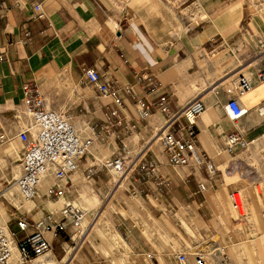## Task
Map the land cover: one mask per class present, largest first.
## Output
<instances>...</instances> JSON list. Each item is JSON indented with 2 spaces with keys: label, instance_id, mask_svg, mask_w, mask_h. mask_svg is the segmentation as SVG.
<instances>
[{
  "label": "crops",
  "instance_id": "obj_1",
  "mask_svg": "<svg viewBox=\"0 0 264 264\" xmlns=\"http://www.w3.org/2000/svg\"><path fill=\"white\" fill-rule=\"evenodd\" d=\"M166 2L169 6L178 5L184 9L179 13L167 7L163 0H0V5L3 4L0 6V133L7 134L12 140L11 144L2 142L3 147L8 150L17 149L9 152L4 149L5 154L0 162L8 161L9 165L13 164L11 169L14 177L12 185L1 195L18 208L17 212L13 213L15 221L9 222L10 229L18 235L17 243L24 239L27 233L19 231L16 218L27 216L37 221L47 212L60 209V203H51L43 197L35 202L20 205L18 192L13 185L21 174L20 161L19 164L16 162L21 159L23 153L19 133L30 124V119L27 121V113L24 114L26 108L22 88L25 84L39 86L48 108L74 114L76 126L87 135L90 134L87 126L104 120V108L108 104L111 105L116 96L122 98L125 104L121 115L128 121L136 118L134 101L122 90L125 85L134 86L141 99L154 103L152 117L146 122H138V128L130 138H126L128 142L125 143L130 150L145 149L142 153L146 157L157 158L161 163V173L172 188L170 194L158 196L155 188L127 181L129 188H144L147 193L141 198L159 212L162 209L166 212L175 209V194L179 196L180 184L186 185L182 189L183 192L189 191V178L196 185L211 183L204 177L205 172L190 167L189 170L176 168V174L172 175L167 168L170 166L167 157L160 152L162 146L154 143L151 148L147 147L148 141L156 134V127L164 122L166 124L171 115L192 101L202 99L206 104V111L196 122L198 142L206 155L213 159L218 171L219 167L224 169L228 161H239L243 157V153L238 154L241 151L235 154L236 158L226 152L227 135L239 131L250 142V146H264V118L258 114L254 105L264 100V81L256 78L257 72L264 67V53H259L258 50L260 42L264 43V13L255 8L253 0ZM39 3L46 13L45 18L34 17L33 8ZM238 59L246 60L247 65L229 78L233 81L240 72L252 66L251 76L247 74L251 79L252 91L241 99L249 113L233 122L224 108L232 97L225 93L219 96L217 92L225 86L230 91L235 90L232 81L225 84V79L222 81V78L223 73ZM85 68H96L103 80H117L119 85L114 88L116 94L100 97L82 81ZM207 89L208 91H205ZM164 93L172 102L169 113H162L156 107L159 103L158 96ZM24 123L27 126H24ZM101 146L96 145L91 155L83 159V167L93 163L94 158H108V152L102 150ZM106 146L114 150L110 158L121 150L119 141H113ZM152 147H155L153 151ZM224 161L225 164L222 165ZM246 161H249V158ZM97 182L102 183V180ZM51 184V178L42 182L43 194L47 193ZM82 184L78 188L80 197L74 202L89 210L92 217L94 209L90 207L104 200L103 197L105 198L110 190L109 182L103 185L99 192L95 191L91 184ZM123 190L115 196V205L112 206V202L106 209L103 219L108 233L106 239L101 235L102 238H99V234L94 232L101 231L103 224L96 226L90 235H95L101 244L96 243L90 236L91 239L84 242L75 257L70 254L73 259H69L70 264H122L123 257L117 255L114 250L116 246L130 250V239L127 240L114 226L112 218L114 212H123L119 201L125 196ZM243 192L248 213L241 220L255 222L262 234L264 221L259 217V206L264 199L258 193V196H254L251 192ZM205 194L209 200V192ZM183 197L184 200L185 195ZM190 197L191 195L187 196ZM126 202L133 215H140L145 219L147 225L142 231L150 254L156 255L162 264H165L162 261L164 247L150 232L155 228L162 231L164 227L153 219L151 211L144 205L131 199ZM179 213L183 225L188 230L202 234L199 228H195L190 217L192 213H197L184 208H181ZM197 217L204 227L202 235L208 237L205 224L199 215ZM3 219L0 226L7 225V220ZM163 220L175 235H180L179 239L182 241L181 231L172 219L164 214ZM133 224H136L137 228L132 236L136 231H140L138 224L134 220L130 223L122 221L126 230ZM162 233L168 237L165 230ZM118 235L122 240L117 238ZM88 237L89 234L83 240ZM58 241L59 239L55 243L54 251ZM209 241L211 246L215 242L212 237ZM59 245L61 249L64 246L62 242ZM222 245H225L223 240H219L214 247ZM167 246L169 251H174V247L169 244ZM65 247L67 249L66 245ZM54 251L52 255L56 259L55 264H63L62 255L59 256ZM137 256H141L139 252ZM44 259L39 258L29 264H45ZM18 262L16 253L10 264ZM190 264H195V260H190Z\"/></svg>",
  "mask_w": 264,
  "mask_h": 264
},
{
  "label": "built area",
  "instance_id": "obj_2",
  "mask_svg": "<svg viewBox=\"0 0 264 264\" xmlns=\"http://www.w3.org/2000/svg\"><path fill=\"white\" fill-rule=\"evenodd\" d=\"M33 9L35 18L46 17L41 3L36 4ZM258 50L259 53H264V43L260 42ZM258 77L264 80V67L258 73ZM82 81L94 89L100 97L116 94L114 88L119 85L117 80L114 82L103 80L96 68H85ZM122 90L134 101L136 118L128 121L121 115L125 104L122 98L116 96L111 105L105 106L104 120L87 126L90 133L87 135L76 126L74 114L48 108L37 84L23 86L24 105L30 124L19 133L23 153L20 159L21 175L15 184L25 202H35L42 197L51 203H56L62 198L65 201L60 210L47 212L37 221L27 216L16 218L19 231L27 233L18 243V235L10 229L8 223L5 227L0 226V264H10L15 250L18 253V264H29L49 254L52 255L56 241L62 236H65L71 242L73 249L78 251L85 242L82 238L88 214L71 199L75 194L80 195L78 188L82 183H96L101 179L103 172H113L119 178L128 174L129 182L155 188L158 196L172 192L169 181L161 173L159 160L146 157L141 153L142 150L135 153L125 143L126 138L138 128V122H146L152 117L155 104L141 99L134 86L125 85ZM158 99L157 109L162 113L171 112L172 102L168 95L161 94ZM258 107V114L264 117V100ZM224 108L233 122H237L249 113L239 98L232 97ZM205 111L206 104L202 99L192 101L167 119L165 124L167 128L161 137L164 153L170 165L190 167L205 172L207 179L211 181L216 176L218 168L213 159L209 158L200 147L196 127L198 118ZM113 141H119L121 144V150L117 155L112 158H94L93 163L86 167L82 166L83 159L91 155L96 145L106 146ZM249 146L250 142L239 131L226 136L225 150L229 155H235ZM133 160L136 162L133 169H130ZM47 175H50L52 184L47 193L43 194L40 187ZM260 181L263 180L258 175L254 185L257 187ZM198 187L199 192L205 189L200 183ZM131 190L135 197L147 193L144 188L137 186H132ZM237 195L238 192L232 191L229 193V198L239 216L243 217L244 209L238 203ZM136 228V224H133L125 233L122 232L127 240ZM226 248V245L218 246L215 252L222 255L223 262L227 264ZM62 249L67 254L65 246ZM190 256H193L195 264H210L208 254L204 251L192 255L179 251L174 259L177 264H190Z\"/></svg>",
  "mask_w": 264,
  "mask_h": 264
},
{
  "label": "rangeland",
  "instance_id": "obj_3",
  "mask_svg": "<svg viewBox=\"0 0 264 264\" xmlns=\"http://www.w3.org/2000/svg\"><path fill=\"white\" fill-rule=\"evenodd\" d=\"M165 5L167 7H170L172 9H175L177 12L180 13V11L183 8L176 6H169L166 2V0H163ZM255 8L262 13H264V0H253ZM165 7V6H164ZM233 65L230 67V69H227L225 73H223V78L222 81L225 79L224 83L227 84L229 81H232L231 76L235 75L239 70H242L246 65L247 61L243 59H238L232 63ZM253 65V64H252ZM252 67V66H251ZM251 67H248L246 70H243L240 72L241 74L247 75L248 73L251 76ZM238 76L234 77L233 79H236ZM258 77V72L256 74V78ZM259 78V77H258ZM205 91H208L205 90ZM204 91V92H205ZM203 92V93H204ZM206 93V92H205ZM227 94L228 96L234 97V98H240V93L238 90L230 91L226 86L222 87L217 94L221 96L222 94ZM263 100L256 102L254 105L256 106V111L259 108L258 104H260ZM264 118V117H263ZM29 121V118L28 120ZM26 121V122H27ZM24 126H27L26 123H24ZM2 136H4V139H1ZM2 142H6V144H11L12 140L10 139V136L8 138L7 134L0 133V161L2 157L4 156V149L9 152L6 147L2 146ZM128 140L126 141V143ZM150 144V148H151ZM141 147V146H139ZM148 147V146H147ZM102 150H106L108 152L107 156L110 158L111 154L113 153V149H108L107 146L103 147L101 146ZM155 149V147H152V151ZM132 151H134L133 148H131ZM137 152V151H134ZM160 152L163 154V147L160 149ZM243 153V157L241 160L236 161H228L227 166L224 169H221L219 167V171L217 172L216 176L214 177L213 180H211V183H206L207 187V192L210 194V198L208 200L207 194L205 192H199V187L198 185L195 184V182L189 178L188 182V187L189 191L183 192L182 189L186 187L185 184H180V189L179 193L175 194L174 202L176 204L174 210H170V212H166L162 209L161 212L157 211L152 207V204H150L148 201L143 200L141 197H136L134 198V193L131 190V187H128V182L126 184V187L123 190V198H120L119 201H121V206L123 207V212L117 211L114 212L112 222L114 226L118 228V230L122 233L126 232V228L124 225H122V221H125L126 223H130L131 220H134L139 228L140 231H136L134 236L130 235V250H124L121 246H116L114 252L117 253V255H120L122 260V264H162V262L157 258L156 255H151L150 250L148 247V242L146 238L143 235V229L146 228V223L145 219L141 217L140 215H133L128 206H127V200H133L137 199L143 203V205L150 210V215L153 217V219L157 220L160 222V224L164 227L162 230H164L168 233V237L166 238L162 231L155 228V229H150L152 235L156 238L157 242L164 247V255L162 257V261L165 264H177L175 262L174 256L177 254L179 251H185L188 254L192 255L196 251L202 250V247L206 245L205 247H209L207 250H202L206 252L209 256V261L210 264H226L224 261V258L222 255L219 253L215 252L214 244L219 242V240H223V243L227 246L225 250V257H227V264H264V223H263V231L261 234V231L258 229V226L256 225L255 222H247V221H236L232 217V212L234 210L233 207H231L230 204V198H229V193L232 191L238 192V195L242 196L244 194L243 191L246 192H251L254 196L257 195V192L260 194L261 197L264 199V146H261L259 148L253 146H249L247 149L238 152V154ZM237 157V156H233ZM249 158V161H246ZM11 160V159H9ZM229 160V159H228ZM20 158L16 161L17 164H19ZM162 162V161H161ZM163 163V162H162ZM167 163V162H166ZM164 164V163H163ZM225 164V161L222 163V165ZM170 165V164H169ZM221 166V165H219ZM13 164L9 165L8 161L5 162H0V221L7 220V223L10 226V223H13L15 221L14 218V212H17L16 208L6 197L2 196L1 194L3 193L4 190H6L8 187L12 185L13 182V173L12 169ZM177 166H168L167 168L169 171H171L172 175H175V169ZM182 169H188L189 167H180ZM15 170V169H14ZM228 172V173H227ZM259 173L262 175V180L260 181L258 186L256 187L254 185V181L257 179ZM204 177L207 178V174L203 173ZM230 175V176H229ZM102 183L96 182V183H87L85 182L84 185H90L94 188L95 191L99 192L100 188L103 185H106V183L109 182V189H113L114 185L111 183L112 181V176L109 172L102 173ZM10 181V182H9ZM83 184H81L82 186ZM184 186V187H183ZM9 189V188H8ZM7 189V190H8ZM117 190V186L115 189L110 193L108 191L107 195L110 193L108 200L106 201L105 198L103 199L105 201H101V203H97L95 205H91V209L93 207L94 213L92 214V220L94 221L96 216L99 214L102 218L100 224H103V219L105 217V212L109 204L112 202V206L115 205L117 198H113V193ZM121 191V190H120ZM18 199H19V204L23 205L25 202L19 191H18ZM183 195H185V199L183 200L182 198ZM188 195H191L190 198H187ZM112 196V197H111ZM258 196V195H257ZM80 197V195L75 194L72 197V201L77 200ZM116 198V199H115ZM219 198V199H218ZM134 201V200H133ZM136 202V201H135ZM210 203V205H209ZM261 203V202H260ZM18 206V205H17ZM244 206V203L242 204ZM247 207V206H246ZM181 208L187 209L191 212H195L199 215L201 220L206 226L208 237L203 234V225L198 222V215H193L191 214L190 217H192V222L195 226L196 229H200L202 234L195 232V231H190L188 230L182 223L181 216H180V210ZM214 208V210H213ZM18 209V208H17ZM247 208H244V214L245 216L242 218L246 217V214L248 213ZM23 212V211H22ZM26 212V211H24ZM215 212V213H214ZM97 213V214H96ZM263 213H264V202L260 204L259 206V217L264 221L263 219ZM169 216L172 221L177 225V227L181 231V236H182V241L179 239L180 235L178 236L177 234L172 232V230L165 225L164 220H163V215ZM216 214V215H215ZM2 218V219H1ZM241 218V219H242ZM93 221L89 223L91 226ZM87 229L84 237L89 233V230ZM97 226V227H98ZM96 227V228H97ZM148 228V227H147ZM198 229V230H199ZM101 231H94L97 232L99 235V238L103 236L105 239L108 235L106 233V225H101L100 227ZM205 231V229H204ZM91 234V233H90ZM89 235L86 240H89L93 238L96 243L101 244V242L95 237V235ZM215 240V242L210 243L211 237ZM83 237V238H84ZM82 238V240H83ZM119 239V238H118ZM85 241V240H84ZM60 242L65 243L64 246H67L66 252L67 254L63 251V249L60 248ZM117 244L119 245V242L117 241ZM167 244L171 245L174 247V251H169ZM201 247V248H200ZM251 248L254 249L255 254L251 251ZM68 249H72V253L76 255L77 249L74 250L71 242L67 240L65 236H62L61 239L56 244V249L54 251L55 254L61 256L63 258V264H70L71 260V255H68ZM140 253L141 256H137V253ZM74 256V255H73ZM54 257V256H53ZM68 258L67 262L64 261L65 258ZM75 257V256H74ZM113 257V256H111ZM193 256H190V260H193ZM56 263V259L54 257V262L53 264ZM117 264V263H116Z\"/></svg>",
  "mask_w": 264,
  "mask_h": 264
},
{
  "label": "bare ground",
  "instance_id": "obj_4",
  "mask_svg": "<svg viewBox=\"0 0 264 264\" xmlns=\"http://www.w3.org/2000/svg\"><path fill=\"white\" fill-rule=\"evenodd\" d=\"M238 77L236 78V79H234L233 81H232V85H233V87H234V89L235 90H238L239 91V93H240V101H241V99L243 98V97H245V96H247L251 91H252V85H251V82H250V76L249 75H245V74H239V75H237ZM261 81H264V80H261ZM241 84H244L243 86H240ZM242 103V102H241ZM243 105V104H242ZM243 107L244 108H246L244 105H243ZM247 109V108H246ZM248 110V109H247ZM24 114H26V112H24ZM26 116L28 117V114H26ZM166 126H165V122L161 125V126H157L156 127V135L152 138V139H150L149 141H148V143H147V146L149 147L150 146V144H154V143H159L162 147H163V152H164V144H163V141H162V134L164 133V131L166 130ZM135 134V133H134ZM134 134L131 136V137H133L134 136ZM3 139H4V136L2 137ZM130 138V137H129ZM13 146V145H12ZM11 146V147H12ZM152 146V145H151ZM147 148V147H146ZM13 149H15V148H13ZM12 148H10V151H12L13 150ZM145 150V149H144ZM144 150L142 149V151H141V153L142 152H144ZM15 151H17V149H15ZM139 151V150H138ZM137 151V152H138ZM140 153V154H141ZM165 154V153H164ZM165 156H166V154H165ZM167 157V156H166ZM135 160H133L132 161V163H131V165H130V169H133V167H134V164H135ZM233 162V161H232ZM176 168H180V167H176ZM228 173V172H227ZM111 174V176H112V181H111V183H113V185H114V187H113V189H111V190H109V192L111 193L114 189H115V187L117 186V190H115V192L113 193V198L120 192V190H122V189H124L125 188V184H126V182L128 181V174H126V175H124V176H122L121 178H119V176H117L116 174H114L113 172H111L110 173ZM21 175V174H20ZM19 175V176H20ZM230 176V175H229ZM19 178V177H18ZM17 178V179H18ZM47 178H51L50 177V175H47L45 178H44V180L45 179H47ZM16 179V180H17ZM43 180V181H44ZM201 185H203L204 187H205V189H204V192L206 193L207 192V187H206V185H205V183H200ZM14 185V187L16 188V190H17V192H18V188H17V186H16V184L14 183L13 184ZM41 188V187H40ZM110 193L108 194V196H106V198H105V200L107 201L108 200V197H109V195H110ZM258 193V192H257ZM259 194V193H258ZM111 196V197H112ZM134 198H136V197H134ZM105 200H103V201H105ZM134 201H136V202H138L139 204H141V205H143V203L141 202V201H139V200H137V199H133ZM237 200H238V203L240 204V205H242L243 203H244V206L242 207L243 209L244 208H246V206H245V202H244V199H243V196H240V195H237ZM65 201V199L64 198H62L60 201H58V202H56V203H60V209L62 208V205H63V202ZM28 203H30V202H27L26 204H28ZM75 203V202H74ZM76 204V203H75ZM102 204V203H101ZM230 204H231V207H233L234 208V206H233V203L231 202V200H230ZM76 205H78V204H76ZM110 205V204H109ZM108 205V206H109ZM79 206V205H78ZM108 206H106V207H108ZM80 208H82V209H84L83 207H81V206H79ZM59 209V210H60ZM86 212H87V214H88V218H87V221H86V224H85V228H84V235H85V233H86V231H87V229L89 228V223H91L93 220H92V217H91V212L89 211V210H86V209H84ZM97 214V213H96ZM232 214V217H233V219H235L236 221H240L241 220V216H239V214L237 213V211L234 209L233 210V212L231 213ZM244 216H245V214H244ZM243 216V217H244ZM102 218L103 217H101L99 214L96 216V218H95V220L93 221V223H92V225L90 226V230H89V235H90V233L94 230V228H96V226H98L99 224H100V222H101V220H102ZM91 221V222H90ZM6 225H4V227H5ZM84 237V236H83ZM117 238H119L120 240H122V238H121V236L120 235H118L117 236ZM85 241H86V239H84ZM83 240V241H84ZM206 245H204L203 247H202V250H207L208 248H210V246L209 247H205ZM201 248V247H200ZM251 251L253 252V254H255V251H254V249H252L251 248ZM68 252H69V254H72V257H73V255H75L74 253H72V249H68ZM200 251H196V252H194V254H196V253H199ZM17 253V250H15L14 251V256H13V258L15 257V254ZM18 254V253H17ZM209 256H210V254L208 255V262H210L209 261ZM45 259L44 260H46V262H45V264H53V262H54V257H53V255H51V254H49V255H47L46 257H44ZM66 262H67V260H65ZM258 264V263H257Z\"/></svg>",
  "mask_w": 264,
  "mask_h": 264
}]
</instances>
